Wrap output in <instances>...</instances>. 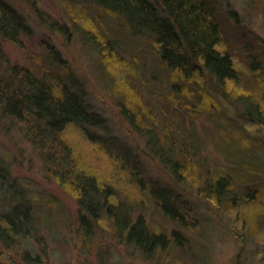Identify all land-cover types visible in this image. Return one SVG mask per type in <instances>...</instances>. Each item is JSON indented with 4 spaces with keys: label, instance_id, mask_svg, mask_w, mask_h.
Here are the masks:
<instances>
[{
    "label": "rangeland",
    "instance_id": "rangeland-1",
    "mask_svg": "<svg viewBox=\"0 0 264 264\" xmlns=\"http://www.w3.org/2000/svg\"><path fill=\"white\" fill-rule=\"evenodd\" d=\"M68 1L0 0L13 6L29 28L17 43H2L7 60L39 72L45 66L58 68L50 57V51L56 53L105 121L90 131L129 153L130 163L124 164L121 151L90 141L69 124L65 135L75 169L116 186L132 221L141 214L164 230L169 243L155 255L162 264H264V147L256 144L264 143V0H207L220 31L218 48L234 61L236 81L214 88L212 78L207 82L204 75L197 76L178 95L174 92L181 85L175 89L171 84L174 77L159 62L152 38L137 27L131 28L138 34L131 38L114 13ZM74 7L81 15L74 14ZM97 34L107 36L105 41L108 34L122 38L115 42L111 37L112 56L95 45ZM256 95L262 97L257 111L248 107ZM250 139L259 158L255 174L244 177L234 148ZM42 157L18 125L0 118V165L6 173L0 182V228L14 204L27 200L33 211L32 222L20 234H0V264H157L120 236L110 226L112 219H90L93 233L85 234L76 190L47 174ZM215 173L228 178L225 197L233 206L205 191L209 183L204 179L213 183ZM139 180L145 192L154 184L157 191L178 194L177 202L188 207L182 225L165 216L149 195L143 193L147 197L137 205Z\"/></svg>",
    "mask_w": 264,
    "mask_h": 264
},
{
    "label": "trees",
    "instance_id": "trees-1",
    "mask_svg": "<svg viewBox=\"0 0 264 264\" xmlns=\"http://www.w3.org/2000/svg\"><path fill=\"white\" fill-rule=\"evenodd\" d=\"M68 2L77 7L78 3L83 2L85 7L91 5L112 12L122 19L121 22L125 23L129 33H132L131 28L137 27L138 33L142 32L143 35L152 38V45L159 62L169 68L174 77L171 84L175 89L181 85V88L174 92L177 95L178 90L183 89L187 81L193 83L197 76L204 75L207 82L209 77L212 78L214 82L209 85L214 88L216 85L224 86L236 81L237 72L234 61L229 53L218 48L220 31L217 22L214 21L215 18L212 17L207 0H79L74 3L69 0ZM77 7H74L73 12L79 16L81 14L76 11ZM28 31L24 17L13 6L0 2V118L8 119L11 124H16L23 130V134L31 140L32 145L36 146L43 156L47 174L51 173V177L59 182L70 183L74 187L81 211L80 225L85 234L93 233L89 227L90 219L94 220L93 223L103 219V222L110 223L109 219H112L114 224L110 226L115 227L120 236L133 242L137 249H141L148 260L152 258L157 264L164 263L155 257L157 251L169 243L164 230L153 227V224L146 222L141 214L132 221L130 210H128L130 208L127 207L129 199L125 201L127 206L121 204L116 196V186H109L106 184V179H100L94 173H83L84 168L75 169L72 144L68 143L65 135V129L69 124L81 128L90 141L105 143L113 151L114 149L121 151H117L122 159L120 161L124 164L130 163L129 153L127 150H122L121 145L107 137H97L95 132L90 131L91 127H99L105 121L86 100L85 89L80 80L75 78L71 69L62 63L53 51H50V57L51 63L58 65L56 69L45 66L46 69L41 67V70L36 72L25 65L10 63L7 60L2 43L4 41L17 43L22 32ZM122 35L125 41L126 36L124 33ZM136 35L138 34L132 33L130 37L135 38ZM112 36L115 42L122 40L113 34H108L105 41L107 36L102 38L97 34L96 44L93 41L100 47L102 53L106 51L108 56H112L110 55V48L113 46ZM260 98L262 99L257 95L249 98L248 107L252 106L257 111V103L261 104ZM249 142L242 145L240 149L233 147L237 150L234 155H238L239 161L242 162V169L239 172L244 177L247 174L249 176L255 174L258 148L264 147V143L256 142L257 148L254 145L255 141L252 143L250 139ZM131 161L134 162V160ZM133 162L132 164L141 170L139 165ZM5 174L0 165L1 183ZM215 175L216 173L212 175L213 183L207 182V178L204 179V182L209 183L205 191L214 194L217 202L228 201L233 206V202L225 197L228 178L224 176H216V178ZM136 184H138L139 195L137 205L145 200L144 194L149 195L156 200V205L165 216L177 220L180 225L183 224L182 221H185L186 217L183 212L187 211L188 207L186 204L177 202L178 194L174 191L162 193L155 190L156 188L151 186L154 184L150 183V191L145 192V186L141 180ZM1 188L0 184V191ZM16 196L17 194L11 198H17ZM28 203L27 200L18 202L4 214V224L0 228L2 237H7L9 233L20 234L24 226L32 222L33 211H29ZM189 207V210H192L193 207L190 205ZM195 228L197 229V225ZM200 230L202 226L197 229V231ZM32 262L40 263L36 260Z\"/></svg>",
    "mask_w": 264,
    "mask_h": 264
},
{
    "label": "flooded vegetation",
    "instance_id": "flooded-vegetation-1",
    "mask_svg": "<svg viewBox=\"0 0 264 264\" xmlns=\"http://www.w3.org/2000/svg\"><path fill=\"white\" fill-rule=\"evenodd\" d=\"M13 261L15 262V260L12 259L11 255H10V262L13 263Z\"/></svg>",
    "mask_w": 264,
    "mask_h": 264
}]
</instances>
